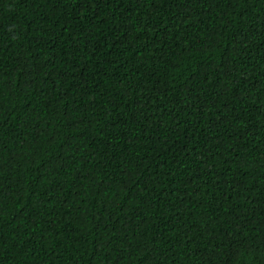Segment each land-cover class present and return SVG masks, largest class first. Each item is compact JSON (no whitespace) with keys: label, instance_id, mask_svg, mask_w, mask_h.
Returning a JSON list of instances; mask_svg holds the SVG:
<instances>
[{"label":"trees","instance_id":"trees-1","mask_svg":"<svg viewBox=\"0 0 264 264\" xmlns=\"http://www.w3.org/2000/svg\"><path fill=\"white\" fill-rule=\"evenodd\" d=\"M0 264H264V0H0Z\"/></svg>","mask_w":264,"mask_h":264}]
</instances>
